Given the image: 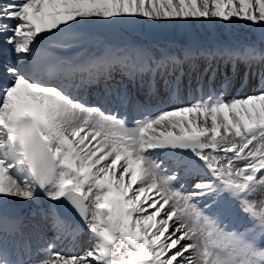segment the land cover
<instances>
[{
    "label": "snow or ice",
    "instance_id": "6c2138e0",
    "mask_svg": "<svg viewBox=\"0 0 264 264\" xmlns=\"http://www.w3.org/2000/svg\"><path fill=\"white\" fill-rule=\"evenodd\" d=\"M0 264H264V0H0Z\"/></svg>",
    "mask_w": 264,
    "mask_h": 264
}]
</instances>
